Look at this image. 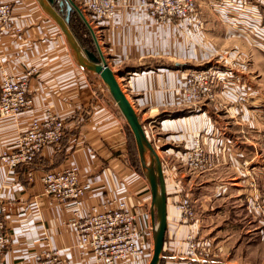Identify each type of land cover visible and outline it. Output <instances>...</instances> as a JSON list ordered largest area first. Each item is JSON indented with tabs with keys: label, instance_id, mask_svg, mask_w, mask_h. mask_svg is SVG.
<instances>
[{
	"label": "crops",
	"instance_id": "0c3cea01",
	"mask_svg": "<svg viewBox=\"0 0 264 264\" xmlns=\"http://www.w3.org/2000/svg\"><path fill=\"white\" fill-rule=\"evenodd\" d=\"M7 1L13 17L0 31V87L4 73L32 67L38 73L31 81L33 109L0 118V155L48 109L67 129L62 144L46 148L31 167L0 166L8 234L0 264H37L35 256L43 252L57 253L65 264H95L69 225L75 212L85 217L93 207L123 200L153 235L149 184L130 161L125 120L100 77L78 65L66 36L36 0ZM73 1L163 160L168 230L162 264L185 258L191 233L211 244V264H264V43L249 33L264 24V0H196L197 11L180 24L154 23L139 0H111L117 16L110 21L88 12L95 0ZM218 57L225 61L220 97L196 108L183 95L187 75L211 67L204 61ZM197 134L206 138L212 164L204 174L186 167ZM70 166L92 184L79 209L47 196L40 180L44 172ZM247 171L262 210L249 202L254 191ZM184 197L195 208L194 226L184 224L176 209ZM152 254L117 264H149Z\"/></svg>",
	"mask_w": 264,
	"mask_h": 264
},
{
	"label": "built area",
	"instance_id": "2783aa9c",
	"mask_svg": "<svg viewBox=\"0 0 264 264\" xmlns=\"http://www.w3.org/2000/svg\"><path fill=\"white\" fill-rule=\"evenodd\" d=\"M139 6L148 11L156 24L183 23L197 11L196 0H139ZM91 16L99 21H110L117 16V5L111 0L91 1L87 6ZM13 6L7 0H0V31L10 26ZM258 28V26L256 27ZM249 31L264 43V26ZM225 68H204L191 70L186 78L183 95L188 103L201 108L205 103L215 102L220 97L217 92ZM35 67L15 74H3L0 87V118L17 117L33 109L31 81L37 75ZM67 124L55 112L46 110L42 116L31 120L28 129L22 132L15 147L4 150L0 155V166L7 170L31 167L46 148L59 146L66 135ZM116 157L107 162L112 169ZM124 161V158H122ZM186 167L191 173L204 174L211 170L212 164L207 154L206 138L197 134L193 138ZM251 178L250 187L254 195L249 201L255 210H262L256 191V182L250 171L245 172ZM45 194L55 200L74 202L77 209L82 206L85 196L91 191L92 184L80 179V171L70 166L61 171H47L41 176ZM2 198L0 197V253L8 243L6 221L2 216ZM184 224L194 226L197 222L195 208L191 200L184 197L176 204ZM81 236L82 244L94 255L95 264H117L129 259L150 257L153 248L152 228H143L138 222V214L126 201L115 200L111 204L93 207L85 217L78 210L69 222ZM211 244L199 239L193 233L186 240V254L182 261L171 264H211ZM37 264H65L57 254L43 252L35 256Z\"/></svg>",
	"mask_w": 264,
	"mask_h": 264
},
{
	"label": "water",
	"instance_id": "95a60500",
	"mask_svg": "<svg viewBox=\"0 0 264 264\" xmlns=\"http://www.w3.org/2000/svg\"><path fill=\"white\" fill-rule=\"evenodd\" d=\"M36 1L66 36L78 65L100 77L134 136L143 176L149 184L152 195L151 215L153 219L154 248L149 264H161L168 230V194L163 160L158 154L154 143L148 137L138 112L123 91L118 81V74L109 67L97 36L82 10L73 0ZM73 12H76L87 26L97 53L84 50L71 32L69 23Z\"/></svg>",
	"mask_w": 264,
	"mask_h": 264
},
{
	"label": "trees",
	"instance_id": "16d2710c",
	"mask_svg": "<svg viewBox=\"0 0 264 264\" xmlns=\"http://www.w3.org/2000/svg\"><path fill=\"white\" fill-rule=\"evenodd\" d=\"M69 27L71 32L79 42L80 46L84 50L97 53V49L93 41V38L91 36V33L89 32L87 26L76 12H73L71 16ZM125 131L128 139V153H129L130 161L133 167L136 169V171L143 176V172L138 158L137 148L135 145L134 136L131 133V130L126 122H125ZM163 261L164 260L162 259L161 264L163 263Z\"/></svg>",
	"mask_w": 264,
	"mask_h": 264
},
{
	"label": "rangeland",
	"instance_id": "374dc122",
	"mask_svg": "<svg viewBox=\"0 0 264 264\" xmlns=\"http://www.w3.org/2000/svg\"><path fill=\"white\" fill-rule=\"evenodd\" d=\"M264 26V24H263ZM254 37V36H253ZM258 41L262 42L261 40L258 39ZM264 51V49H263ZM205 63H210L209 66L211 67H217V68H225V66L223 67V64L225 63V61H221V58L218 57L217 59H211V58H207L205 61ZM224 62V63H223ZM228 65V64H227ZM211 67H208V68H211ZM204 69V68H203ZM120 84H121V81L119 80ZM105 86V85H103ZM110 95V94H109ZM111 100L113 101L112 97L110 96ZM114 102V101H113ZM115 103V102H114ZM206 104V103H205ZM116 105V104H115ZM117 110L119 111L118 107L116 106ZM120 112V111H119ZM151 128V127H150ZM148 128V129H150Z\"/></svg>",
	"mask_w": 264,
	"mask_h": 264
}]
</instances>
